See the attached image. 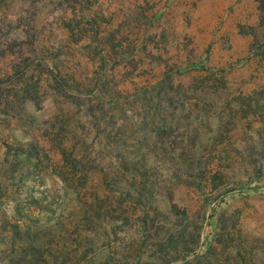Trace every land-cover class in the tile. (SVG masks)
Wrapping results in <instances>:
<instances>
[{"label": "rangeland", "instance_id": "374dc122", "mask_svg": "<svg viewBox=\"0 0 264 264\" xmlns=\"http://www.w3.org/2000/svg\"><path fill=\"white\" fill-rule=\"evenodd\" d=\"M0 264H264V0H0Z\"/></svg>", "mask_w": 264, "mask_h": 264}]
</instances>
